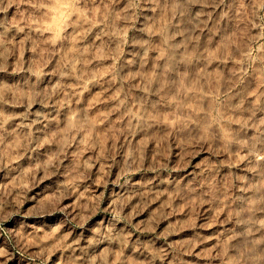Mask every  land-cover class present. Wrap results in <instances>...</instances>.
Returning a JSON list of instances; mask_svg holds the SVG:
<instances>
[{
  "label": "clouds",
  "instance_id": "clouds-1",
  "mask_svg": "<svg viewBox=\"0 0 264 264\" xmlns=\"http://www.w3.org/2000/svg\"><path fill=\"white\" fill-rule=\"evenodd\" d=\"M0 264H264V0H0Z\"/></svg>",
  "mask_w": 264,
  "mask_h": 264
}]
</instances>
